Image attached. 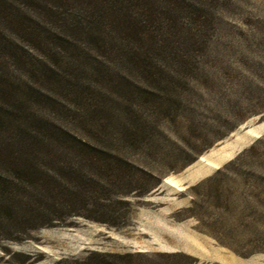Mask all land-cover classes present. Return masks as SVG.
<instances>
[{"label":"rangeland","instance_id":"obj_1","mask_svg":"<svg viewBox=\"0 0 264 264\" xmlns=\"http://www.w3.org/2000/svg\"><path fill=\"white\" fill-rule=\"evenodd\" d=\"M109 2L0 0L2 123L63 129L50 156L133 191L103 202L117 225L41 227L0 264H264V0Z\"/></svg>","mask_w":264,"mask_h":264},{"label":"trees","instance_id":"obj_2","mask_svg":"<svg viewBox=\"0 0 264 264\" xmlns=\"http://www.w3.org/2000/svg\"><path fill=\"white\" fill-rule=\"evenodd\" d=\"M107 4L106 13L119 19L113 22L127 23L131 28V18H128L126 9L111 5V2ZM22 28L33 37L25 26ZM0 36L11 40L2 31ZM41 39L36 34L34 42H41ZM1 77L0 87L5 82ZM2 122L0 117V243L30 239L37 229L64 224L75 216L113 226L118 224V209L103 202L113 201L116 197V202L127 203L129 201L119 197L128 196L133 191L113 192L104 188L93 177L94 172L100 173L105 169L96 159L90 160L91 171L85 174L77 164L69 166L58 155L50 156L47 153L53 144L50 142L65 134L63 129L48 125L29 127L18 119L15 124L11 121L9 126ZM103 178L110 179L108 176ZM135 190L137 196L149 192ZM5 251L10 252L8 248ZM68 262L62 259L58 264ZM76 263L98 264L93 253Z\"/></svg>","mask_w":264,"mask_h":264},{"label":"bare ground","instance_id":"obj_3","mask_svg":"<svg viewBox=\"0 0 264 264\" xmlns=\"http://www.w3.org/2000/svg\"><path fill=\"white\" fill-rule=\"evenodd\" d=\"M200 161L203 162V163H201V167H202V168H203L202 164H204V166H205L206 168L215 165V161H214L213 159H205L204 157H201V158H200ZM199 167H200V166H199ZM201 167H200V169H201ZM203 169H204V168H203ZM185 182H186V181H185Z\"/></svg>","mask_w":264,"mask_h":264}]
</instances>
